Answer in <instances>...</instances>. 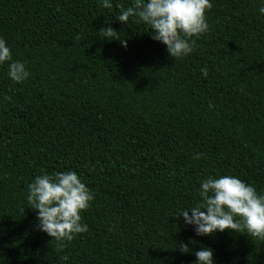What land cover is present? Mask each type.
Segmentation results:
<instances>
[{
    "label": "trees",
    "instance_id": "16d2710c",
    "mask_svg": "<svg viewBox=\"0 0 264 264\" xmlns=\"http://www.w3.org/2000/svg\"><path fill=\"white\" fill-rule=\"evenodd\" d=\"M141 2L0 0V37L30 72L16 84L0 65V264H193L173 250L181 241L212 249L215 264H264V239L196 236L174 217L199 202L206 176L264 192L258 0H211L209 30L182 59L135 17L116 20ZM105 27L127 46L104 40ZM67 170L94 200L81 214L88 231L57 242L39 231L27 185Z\"/></svg>",
    "mask_w": 264,
    "mask_h": 264
},
{
    "label": "clouds",
    "instance_id": "9594fccd",
    "mask_svg": "<svg viewBox=\"0 0 264 264\" xmlns=\"http://www.w3.org/2000/svg\"><path fill=\"white\" fill-rule=\"evenodd\" d=\"M104 9L113 7L112 0H100ZM212 8L211 0H142L135 6L122 9L116 20L128 24L130 17L137 23L150 27L152 38L166 47L173 59H182L194 51L195 40L209 30L206 13ZM258 13L264 17V0H258ZM104 40H117L127 46L111 27L98 32ZM0 65H7V77L21 84L30 76L26 62L14 60L6 40L0 37ZM201 72L207 75V69ZM10 100L11 97L5 96ZM214 107L209 103V108ZM203 154H194L201 159ZM199 202L178 209L174 217L182 219L196 236H210L217 232L246 233L247 236L264 239V192L233 175L206 176L197 189ZM27 203L35 210L39 231L57 242L71 241L77 234L88 231L82 222V213L94 200L92 190L72 170L42 173L27 185ZM22 212L24 209L21 210ZM192 243V241H189ZM173 250L181 255L194 254L193 264H215L213 250L202 247L192 253L184 242L174 243ZM64 259H67L66 257Z\"/></svg>",
    "mask_w": 264,
    "mask_h": 264
}]
</instances>
